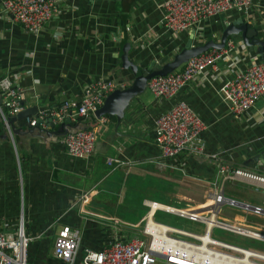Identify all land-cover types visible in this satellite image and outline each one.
Instances as JSON below:
<instances>
[{
	"label": "crops",
	"instance_id": "0c3cea01",
	"mask_svg": "<svg viewBox=\"0 0 264 264\" xmlns=\"http://www.w3.org/2000/svg\"><path fill=\"white\" fill-rule=\"evenodd\" d=\"M165 1L59 0L57 13L40 35L26 32L0 3V82L8 78L24 90L25 110L39 107L41 111H57L67 100L79 101L84 88L99 79H111L126 87L109 95L96 118L72 121L71 130L89 127L99 130L96 151L88 159L68 155L63 144L67 134H50L65 128L63 122H57L54 129L38 122L32 126L28 119L10 123L12 117L0 90V233L16 239L20 229H24L32 238L28 264H63L56 259L54 249L65 226L80 232L81 250L102 251L122 236L142 238L141 232L151 215L147 201L151 200H145L149 216L141 221L140 227L129 226L116 214L115 194L121 195L124 184L131 179L180 173L191 180L187 195L177 198L184 209L151 202L210 215L203 206L210 203L207 193L234 181L224 182L217 164L207 158L163 156L156 121L179 101L188 103L206 123L208 128L202 139L206 142L207 157L217 156L234 169L264 179L261 170L264 97L252 111L235 114L220 94L239 71L253 62H262L252 49L243 45L241 35L230 38L236 43V50L229 59L218 62L215 69H208L170 101L156 98L147 86L127 104L129 94L124 93L133 88L136 77L125 68L122 57L124 48L130 44L132 62L142 69L155 63V69H160L190 41L194 45L210 39L221 42L224 30L240 19L256 29L264 40V0H254L248 17L232 11L203 23L196 32L179 35L168 33L162 24ZM32 129L38 130L31 133ZM111 158L121 159L123 165L110 166ZM254 181L255 184L234 183L247 191L252 188L254 193L242 195L244 200L227 195L226 191L225 194L229 199L263 207L264 181ZM240 211L233 217L221 211L219 219L256 231L250 227L251 221L258 222L254 215ZM158 213L176 217L175 222L187 220L165 211L155 212L154 218ZM115 221H119V228L107 225Z\"/></svg>",
	"mask_w": 264,
	"mask_h": 264
},
{
	"label": "built area",
	"instance_id": "2783aa9c",
	"mask_svg": "<svg viewBox=\"0 0 264 264\" xmlns=\"http://www.w3.org/2000/svg\"><path fill=\"white\" fill-rule=\"evenodd\" d=\"M5 12L23 26L26 32L40 35L45 26L58 11L59 0H0ZM254 6V0H166L163 26L168 33L179 35L196 32L199 27L214 17L236 11L248 17ZM236 50V43L229 41L222 50L212 49L190 59L182 70L165 77H155L148 88L158 99L174 100L197 77L208 69L217 68V63L229 59ZM126 88L123 83L111 79H99L89 83L83 90L79 101L67 100L57 111L39 110L34 118H28V124L36 126L38 119L56 117L58 122L66 119H94L105 104L109 95L116 89ZM3 100L11 117L25 110L22 101L24 90L6 78L0 82ZM221 97L235 114L252 111L264 97V62H253L247 69L239 71L220 91ZM5 124L10 126L8 119ZM99 119V118H98ZM104 124V120L102 121ZM203 119L184 101L175 103L156 121L158 146L167 159H176L181 155L203 157L214 161L219 175L226 181H236L239 177L262 180L240 169L224 164L217 156L207 157L206 142L202 135L207 130ZM100 135L98 128H82L67 133L63 144L70 157L88 159L93 157ZM112 167L123 165L121 159H109ZM219 192H217V191ZM206 198L211 203L210 215L196 212L156 208L157 203L147 201L151 215L141 232L142 238L132 235L128 239L117 237L102 251L88 248L81 250V234L71 227H63L56 240L54 255L63 264H264V252L214 238V231L227 233L230 239L245 238L264 245V236L255 231H237L236 227L221 222L222 208L230 206L259 217L264 216V207L244 203L226 197L224 184L220 189L210 191ZM157 211L172 213L193 223L204 226L201 234L182 228L162 224L155 220ZM112 225L119 228V221ZM32 238L20 229L18 237L11 238L0 233V264H28V246Z\"/></svg>",
	"mask_w": 264,
	"mask_h": 264
},
{
	"label": "rangeland",
	"instance_id": "374dc122",
	"mask_svg": "<svg viewBox=\"0 0 264 264\" xmlns=\"http://www.w3.org/2000/svg\"><path fill=\"white\" fill-rule=\"evenodd\" d=\"M165 174L164 176L154 175V176L143 177L141 179H131L126 186L124 184L122 194L121 195L115 194L116 201L114 202H115V206L118 207V212H116V214L119 215L125 222H127L129 226L140 227L142 225L141 221L147 220L149 216V211L144 206L145 200L157 201L163 204H168L178 209L183 208L182 205L178 203L181 201H178L177 198H182L185 195H187L186 189L191 186V180L189 178L184 177L180 173L177 174L167 173L166 175ZM238 181H245L248 183L255 184L254 180L245 177L237 178V180L234 181V183H237ZM234 183L228 182L227 185L226 184L224 185V189L227 195H231V196L237 195L238 196L237 198H239L240 200H244L242 195H247L249 194V192L250 193L252 192V188H249V190L247 191L243 188L241 189L240 185H235ZM259 199H262V197H259ZM250 202L256 203L253 200H250ZM203 206L204 209H206L207 207L208 211H211L212 207L210 203H206ZM222 211L224 215L228 217H233L234 214L239 210H237V208L234 207L225 206L222 208ZM240 212L246 213L244 211H240ZM246 214H250V213H246ZM175 219L176 217L166 215L163 213H158L157 216L155 217V220L158 222L180 227L189 232L201 234L205 231L204 226H200L196 223H192L187 220H181V219H177L175 222L174 221ZM253 219L257 220L258 222L251 221L252 226L250 227L254 228L256 230L255 232L264 236V216L259 217L257 215H254ZM233 227L242 230L244 229L243 227L236 225H233ZM244 230L246 231L249 229H244ZM214 238L241 247L264 252L263 244L245 238L230 239L227 233H224L218 229L214 231ZM159 264H164V263L160 262Z\"/></svg>",
	"mask_w": 264,
	"mask_h": 264
},
{
	"label": "water",
	"instance_id": "95a60500",
	"mask_svg": "<svg viewBox=\"0 0 264 264\" xmlns=\"http://www.w3.org/2000/svg\"><path fill=\"white\" fill-rule=\"evenodd\" d=\"M234 35H241L242 37V43L245 45V47L252 49L254 53L264 62V40L259 38V32L254 29L252 26L248 25L243 19H240L237 23L234 25H229L223 32L222 40L221 42L217 43L215 40L210 39L207 43L202 45H194L193 41H190L186 47L177 54L172 61L169 63L163 65L160 69H155L156 65L153 63L149 68L142 69L138 67L134 62H132L129 58V51L131 49V45L128 44L124 50H123V60L125 62V68L130 69L133 74L135 75V83L133 88L125 92L124 94L128 93L129 97L126 96L127 104L129 103V100L136 97L138 94H141L146 87L148 86L149 82L155 78V77H165L170 74H173L176 72L179 68H181L183 65H185L190 59L195 58L197 56H200L212 49L222 50L226 47L229 41H231V37ZM231 38V39H230ZM107 100L105 101V104L103 107L106 106ZM40 108L34 107L29 108L21 113L13 116L9 121L10 123H17L18 121L27 120L28 118L32 116H37L39 113ZM38 125H44L48 124L52 129L56 127V123L58 122V119L56 117H48L46 119H38ZM72 120L66 119L64 122L65 128H63V133L60 132H53L50 133L51 135L55 136H62L69 132H72L77 129L82 128H76L74 130H71L72 128ZM74 127V126H73ZM38 129H32V132H36ZM261 170L264 171V162L261 164ZM257 177L256 175H250V177ZM240 207H244V203L239 202Z\"/></svg>",
	"mask_w": 264,
	"mask_h": 264
},
{
	"label": "bare ground",
	"instance_id": "6f19581e",
	"mask_svg": "<svg viewBox=\"0 0 264 264\" xmlns=\"http://www.w3.org/2000/svg\"><path fill=\"white\" fill-rule=\"evenodd\" d=\"M156 208L158 207V208H161V209H168L169 207H164V206H162V205H159V204H157L156 206H155ZM237 231H245V230H242V229H236Z\"/></svg>",
	"mask_w": 264,
	"mask_h": 264
},
{
	"label": "trees",
	"instance_id": "16d2710c",
	"mask_svg": "<svg viewBox=\"0 0 264 264\" xmlns=\"http://www.w3.org/2000/svg\"><path fill=\"white\" fill-rule=\"evenodd\" d=\"M82 120V119H79V121Z\"/></svg>",
	"mask_w": 264,
	"mask_h": 264
}]
</instances>
